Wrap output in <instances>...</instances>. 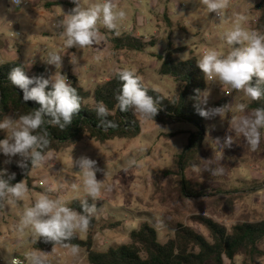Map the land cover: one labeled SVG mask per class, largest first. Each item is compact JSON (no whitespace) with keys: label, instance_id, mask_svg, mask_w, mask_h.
Instances as JSON below:
<instances>
[{"label":"rangeland","instance_id":"1","mask_svg":"<svg viewBox=\"0 0 264 264\" xmlns=\"http://www.w3.org/2000/svg\"><path fill=\"white\" fill-rule=\"evenodd\" d=\"M258 1L230 0L221 19L215 13H208L200 0H114L116 10L126 12V18L119 23V36L132 34L143 37L144 42H153L154 47L144 52L115 50L110 39L117 35L102 24L98 25L101 38L94 46L67 48L59 24L76 6L73 0H29V6L13 10L0 3V64L17 62L27 74L34 67L44 66L46 79L57 72L66 77L72 74L80 86L90 91L113 77L118 69H132L142 77L146 88L172 98L179 85L159 74L161 63L156 56L169 54L176 60L198 61L209 49L227 54L229 46L223 33L233 27L237 15H244L243 26L255 31L258 14L252 8ZM97 2L101 0H80V5L87 8ZM50 52L62 56L60 68L45 62ZM205 96L207 103L201 102L203 108H216L214 105L224 99L228 104L221 116L203 120L201 155L197 161L189 162L184 172L188 196H179L175 179H167L157 187L154 177L162 169L176 168L190 134L197 130L193 125L178 123L158 127L140 119L141 133L133 140L101 144L85 137L59 153H51L42 165L35 167L30 177L39 191L28 190L19 201L0 204V264H10L13 258L29 264V254L36 252L32 243L37 238L30 228L20 231L19 223L24 210L34 205L40 194L66 201L68 205L72 200L81 203L87 198L82 174L74 163L81 156L96 160L102 169L96 174L104 182L102 195L95 201L97 228L103 221L119 224L116 229L97 231L96 250L126 243L129 233L143 221L157 230L159 242L164 243L178 224L193 226L206 235L202 227L189 222L192 215L203 214L226 227L263 220L264 186L251 194L245 190L264 183V133L261 131L259 148L252 151L232 123L234 118L250 114L247 109L244 113L238 111V105L247 104V96L218 79H206L202 98ZM6 135L0 130V140ZM226 136L232 137L230 147L224 145ZM20 160L19 156L9 158L0 153L4 170L10 163L19 164ZM130 160L135 161L131 166ZM77 233L85 239L86 231ZM259 247L264 251V241ZM44 258L47 264H89L84 250L73 253L64 246L44 252ZM233 264H241V258L236 257ZM258 264H264V257Z\"/></svg>","mask_w":264,"mask_h":264},{"label":"clouds","instance_id":"2","mask_svg":"<svg viewBox=\"0 0 264 264\" xmlns=\"http://www.w3.org/2000/svg\"><path fill=\"white\" fill-rule=\"evenodd\" d=\"M11 3L20 6L24 0H11ZM73 3L76 6L65 14L59 24L63 29L61 35L67 48L84 49L94 46L101 38L99 24L115 32L117 36L120 35L119 23L126 18V12L117 11L114 0H101L87 8L81 7L80 0H73ZM200 3L208 13H215L222 19L230 0H200ZM245 20L244 15H237L233 27L223 33L229 46L227 54L209 49L196 62L207 80L218 79L221 84L243 92L250 100L259 101L264 99V33L247 30L243 26ZM45 62L58 69L62 64V56L57 52H50ZM115 74L121 81L120 91L115 96L119 110H132L141 119L154 121L160 110L159 98L154 99L148 94L142 77L132 69H118ZM8 79L14 87L22 90L24 102L34 101L40 107L18 119L5 116L0 121V130L7 133L0 140V153L9 158L19 156L21 160L18 166L21 168H27L29 161L32 167H38L51 155L50 152L45 153L51 143L45 124L57 126L62 131L68 128L73 117L81 111L82 98L68 78L60 72L51 79H46L43 75L30 77L24 66L19 65L10 70ZM49 85L51 90L46 91ZM200 99L202 103H207V96ZM246 107L245 104H240L238 111L244 113ZM222 109L223 107H198V112L204 118H211L221 116ZM95 112L101 118L100 126L105 129L118 127L115 122L106 120L110 112L103 102L96 105ZM232 123L235 131L243 135L250 150L256 151L261 143V129H264V108H256L250 114L234 118ZM231 144L232 137L226 136L224 145L230 147ZM74 163L82 174L83 191L93 203L89 204L85 198L81 201L82 211L78 212L69 207L66 201L40 194L34 205L24 210L19 223L20 231L30 228L37 240L43 237L45 242H53L55 245L70 240L77 231L88 230L91 218L97 213L95 201L101 197L104 189V182L98 180L96 175L102 169L97 166L96 160L88 156H81ZM134 163L133 160L128 162L129 166ZM5 175L6 172H0V204L5 201L15 203L24 198L28 192L24 180L13 184L11 181L15 179V173L8 175L7 179L4 178ZM71 251L76 253L78 247L72 246ZM28 258L29 264H47L43 251L32 252ZM10 264H17V261L13 260Z\"/></svg>","mask_w":264,"mask_h":264},{"label":"trees","instance_id":"3","mask_svg":"<svg viewBox=\"0 0 264 264\" xmlns=\"http://www.w3.org/2000/svg\"><path fill=\"white\" fill-rule=\"evenodd\" d=\"M252 10L258 14L255 31L264 33V0H259ZM110 41L115 50L128 52H144L154 47L153 42H144L143 37L132 34L114 36ZM156 58L161 63L159 74L172 78L179 85V89L174 97L167 98L158 91L147 88L148 94L154 99L159 98L160 104V110L154 121H149L163 126L186 123L193 125L197 130L190 134L184 151L178 156L176 168L158 171L154 183L159 187L165 180L173 178L178 183L179 196L184 197L189 195L185 169L189 162L198 160L204 140V117L199 115L198 107L203 108L200 97L202 98L206 87V78L194 59L181 61L173 59L169 54L158 55ZM19 65L21 64L14 61L0 64V121L9 114L14 119H18L19 116L40 107L34 101L24 102L22 90L14 87L9 81L10 70ZM27 75L45 77L46 68L34 67ZM67 78L82 98V108L80 113L73 117L72 124L63 131L57 126L45 124L44 127L50 133L51 139L45 153H59L78 144L85 137L103 144L114 140H133L140 135L141 118L132 110L121 112L118 108L115 96L120 91L121 81L116 74L98 84L92 91L80 86L76 76L68 74ZM49 90L51 86L46 89ZM247 99L246 109L250 113L256 108H264V99L259 101H252L249 97ZM99 102H103L109 109L110 114L106 120L115 122L118 127L105 129L100 126L101 118L95 112ZM227 104L228 101L224 99L214 106L225 108ZM261 131L263 134L264 129ZM34 169L30 161L27 168H21L17 163H10L8 169L4 170L0 164V172L7 173L5 179L15 173V179L11 183L24 180L28 190L39 191L33 186L34 181L30 177ZM262 186L264 183L255 184L245 192L251 194L253 190ZM88 202L92 203L90 200ZM68 206L78 212L82 211L78 200H72ZM189 222L202 227L207 234L201 233L193 226L178 224L173 235L166 242L161 243L158 240L157 230L147 221H143L138 224L137 229L129 233L126 243L105 250H96L94 245L97 231L116 229L119 224L118 222L107 224L103 221L97 228V221L93 216L85 239L76 232L70 240L54 245L53 242H45L41 237L33 241L32 249L36 252H50L58 246L69 248L77 246L78 249L85 251L89 264H225L226 261L233 264L236 257L241 258V264H258V261L264 257V251L259 247L264 241V219L256 222L243 221L226 227L208 216L198 214L190 216Z\"/></svg>","mask_w":264,"mask_h":264},{"label":"built area","instance_id":"4","mask_svg":"<svg viewBox=\"0 0 264 264\" xmlns=\"http://www.w3.org/2000/svg\"><path fill=\"white\" fill-rule=\"evenodd\" d=\"M0 3H3L4 5H6V7L10 10H13V9H17V8H20V7H23V6H29L30 5V2L29 0H24V3L21 4L20 6H15L11 3V0H0ZM216 18H219L216 16ZM18 35V34H17ZM17 261V264H24L22 260L18 259V258H13L11 261Z\"/></svg>","mask_w":264,"mask_h":264}]
</instances>
